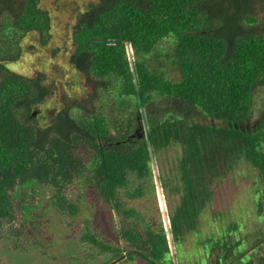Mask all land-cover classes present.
Masks as SVG:
<instances>
[{
  "label": "trees",
  "instance_id": "1",
  "mask_svg": "<svg viewBox=\"0 0 264 264\" xmlns=\"http://www.w3.org/2000/svg\"><path fill=\"white\" fill-rule=\"evenodd\" d=\"M253 1L88 0L66 63L86 75L91 93L86 104L63 95L42 126L33 111L55 85L44 73L28 76L6 62L18 61L22 40L33 34L47 46L52 16L42 0H0V241L48 256L56 251L53 218L76 219L83 245L95 249L89 257L174 264L162 222L128 205L156 198L150 140L156 160L173 144L182 148L174 190L181 199L169 216L175 246L200 228L214 187L241 161L258 170L262 223L249 240L252 251L223 236L208 264H264V114L255 127L241 125L264 101V33H255ZM85 202L121 216L118 235L130 244L123 253L98 237ZM237 229L234 221L225 234Z\"/></svg>",
  "mask_w": 264,
  "mask_h": 264
},
{
  "label": "rangeland",
  "instance_id": "2",
  "mask_svg": "<svg viewBox=\"0 0 264 264\" xmlns=\"http://www.w3.org/2000/svg\"><path fill=\"white\" fill-rule=\"evenodd\" d=\"M87 1L42 0V6L52 16L53 36L51 41L47 46H43L38 41V35L33 34L22 40L23 52L18 57V61L8 64L6 62L8 67L28 76L44 73L48 76L49 83L53 82L55 85L56 89L53 95L47 101L35 107V112L33 111V118H38V122L42 126L50 122V117L61 107L59 100L63 95L66 98H69V95H73V98H76L80 104H86L85 100L91 93L92 88L88 84L86 75L78 73L75 68L66 63L70 52L75 49L73 31L77 22V15ZM253 13L259 18V21L254 24L257 28L255 33H264V2L262 0L253 1ZM32 41L34 47L29 48L32 45ZM70 100L69 98L68 101ZM263 114L264 101L259 102L254 109L253 121H258V118ZM181 156L182 148L180 144H173L157 155L158 175L159 177H164L169 183L168 191H163L169 216L180 204V193L174 190L180 183L177 165ZM258 173V170L250 163L241 161L234 171L214 187L212 201L202 215L200 228H197L195 232L187 233L185 235L186 238L184 237L185 241L175 247L176 260H174L173 252L170 248V257L173 259L174 264H208V260L214 257L210 251L214 243L227 235L240 239L242 247L252 251L249 247L254 246L249 240L262 223V218L258 215L255 206L256 198L258 199L262 192ZM153 182L156 188L155 199L140 198L138 200H129L128 205H136L148 213L152 222L159 223L161 221L165 228L162 205L154 175ZM89 187L92 190V187ZM89 203H84V205L90 207V210L86 212L88 215L84 216L89 218L90 222L95 225L98 237L105 242L109 241L113 245L119 246L112 247L115 251L123 253L122 247L127 249L130 244L123 239H127L125 234L119 233L123 238L118 235L121 216L104 203L102 205L100 203L97 204L95 208ZM73 220L75 221L63 224L60 218H53L54 237L56 238H54L55 245L53 244V246L56 251L48 256L42 255L35 250L20 251L15 248V245L10 240L2 239L0 241V263L111 264L115 262L113 264H145L139 256L131 257L132 260L126 259L124 261L113 260L112 254L89 257L91 255L90 252L95 251V249L83 245L86 242H82L80 239L82 228L76 219ZM234 221H237L238 229L225 234L227 226ZM70 223H73V225ZM158 225L156 224V229L159 227ZM138 229L142 230L141 227H138ZM57 245H59V248ZM260 253L263 252L260 251ZM211 264L214 263L212 262Z\"/></svg>",
  "mask_w": 264,
  "mask_h": 264
},
{
  "label": "water",
  "instance_id": "3",
  "mask_svg": "<svg viewBox=\"0 0 264 264\" xmlns=\"http://www.w3.org/2000/svg\"><path fill=\"white\" fill-rule=\"evenodd\" d=\"M108 43H115V41L109 40L107 41ZM127 52H128V56H129V60L132 66V70L134 72V76H135V80H136V84H137V89H139V84L137 81V74H136V68H135V63H134V56H133V48L132 45L130 43L127 44ZM141 114L143 117V123H144V128H145V132L147 137H150L149 134V126H148V122H147V118H146V113L144 110V107L141 106ZM149 149L151 152V156H152V163H153V171H154V176H155V180H156V185H157V191H158V195L160 197V203L162 205V212H163V218H164V222H165V229L167 232V236H168V240L170 243V248L173 252V256H174V260H176V256H175V244H174V240H173V235H172V231H171V224H170V219H169V215H168V211L165 205V199H164V194H163V188L161 185V181H160V177L158 175V170H157V165H156V159L154 156V152H153V147L151 144V141L149 140Z\"/></svg>",
  "mask_w": 264,
  "mask_h": 264
},
{
  "label": "flooded vegetation",
  "instance_id": "4",
  "mask_svg": "<svg viewBox=\"0 0 264 264\" xmlns=\"http://www.w3.org/2000/svg\"><path fill=\"white\" fill-rule=\"evenodd\" d=\"M249 119L247 121H242L241 122V125H243V126L245 125V126H247L250 129L251 127H255L256 126V123L259 122V120L256 121V122H254L253 121V118H251L250 120Z\"/></svg>",
  "mask_w": 264,
  "mask_h": 264
},
{
  "label": "clouds",
  "instance_id": "5",
  "mask_svg": "<svg viewBox=\"0 0 264 264\" xmlns=\"http://www.w3.org/2000/svg\"><path fill=\"white\" fill-rule=\"evenodd\" d=\"M169 215V214H168ZM170 224H171V222H170ZM166 230V229H165ZM175 244V243H174ZM176 247V246H175Z\"/></svg>",
  "mask_w": 264,
  "mask_h": 264
},
{
  "label": "bare ground",
  "instance_id": "6",
  "mask_svg": "<svg viewBox=\"0 0 264 264\" xmlns=\"http://www.w3.org/2000/svg\"><path fill=\"white\" fill-rule=\"evenodd\" d=\"M165 205H166V203H165Z\"/></svg>",
  "mask_w": 264,
  "mask_h": 264
}]
</instances>
